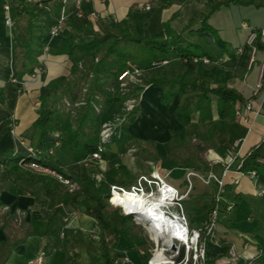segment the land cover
Listing matches in <instances>:
<instances>
[{"label": "crops", "instance_id": "0c3cea01", "mask_svg": "<svg viewBox=\"0 0 264 264\" xmlns=\"http://www.w3.org/2000/svg\"><path fill=\"white\" fill-rule=\"evenodd\" d=\"M59 1L47 0L51 11L45 19L42 42L49 43L51 48H60L68 40L71 44L90 41L94 37L93 34H85L76 27L70 26L68 22L58 33L50 34V27L62 13L67 16L66 20L76 15L74 0L62 3L63 8L58 11L55 6ZM6 3L10 6L9 12L4 9ZM206 3L207 0H84L81 10L92 22L95 35L99 38H103L111 26L132 19L140 36L152 37L160 31L168 39H174L182 33L189 41L203 43L212 60L211 63L197 62L196 70L202 76L204 84L226 82L242 92L247 99L246 102L248 100L255 102V108L249 113L248 121L239 119L240 124L235 125L227 118H220L217 100H212V121L218 119L225 121L227 127L223 129L228 131L233 139L224 153L213 151L211 155L214 157L213 162L216 163L213 168L220 173L222 166L219 160L227 158L232 152V145L237 138L244 136L239 147L238 160L246 157L254 146L264 141V68L261 71V66L264 64V41L262 47L255 51L254 59L249 60L246 70L242 72L232 59L231 53L221 46L216 38L219 36L232 52L239 56L250 32L259 31L264 27V0H228L223 3L208 19L209 24L215 28V34L210 30H198L201 22L190 25L184 30L188 22L205 7ZM14 5L15 0H0V64L6 66L5 69L0 68V74L10 75L8 79L0 77V85L4 86L3 100L0 104V152L12 149L16 153L24 154L28 151V147L37 148L43 141L64 164L66 170L79 173L89 169L87 161L83 159V142L74 148L59 140V135L66 124L74 120L70 114L71 110L69 111L71 107L68 105L69 101L62 103L59 112L62 119L61 126L47 131L41 126H34L40 105L41 87L62 76H71L73 62L77 61L79 66L83 67L88 60V54L85 50L79 49H76L73 55L48 52L41 74L26 75L23 81L12 80L11 75H16L13 47L18 37V30L15 24L6 25L5 18L9 13L14 21ZM93 12L94 16L91 15ZM127 45L128 49H141L133 42ZM203 55L208 56L204 53L201 56ZM149 56L151 63L160 57V53L153 50ZM132 61L139 63L135 57ZM146 64H142V67ZM259 80L261 85L255 93ZM162 93L163 90L158 86L148 85L144 89L139 96L141 113L136 121L123 131L125 139L136 137L144 142L156 143L160 147L166 146L168 149L167 129L172 126L177 133H183L184 127L176 119L179 96H176L171 105L166 107L160 101ZM119 105L114 103L104 106L103 116L108 118L114 114L118 111ZM122 106L120 105V108H123ZM241 109L243 110L244 107ZM12 114L16 117L14 126L8 124ZM192 120L198 123L200 113L194 112ZM97 139L98 137H88L87 141L95 142L98 141ZM216 159L219 160L215 161ZM97 164L104 169L106 161L102 160ZM151 168L153 169L152 165ZM225 179L227 196L233 199L235 207L233 211L222 216L219 222L216 235L220 243L207 245L209 260H214L215 264L251 260L260 251L258 237L264 238V173L258 172L253 178L240 174L235 161ZM196 186L191 195L209 194L213 191L211 185H204L207 189ZM179 188L182 186L180 185ZM43 196L42 183H37L33 193L29 195H15L7 190L0 192V209L6 214L0 225V264H30L33 258L44 251L46 238L31 225L33 220H40L43 216L39 207L35 206L36 199H45ZM206 214L196 216L191 222L192 226H199ZM66 216L67 221L64 220ZM58 224L60 229L54 236V246L50 251L45 252V264H105L97 244L99 226L93 216L85 212L78 213L68 207ZM232 246L235 248L236 256H232L230 251ZM125 253L136 264H143L137 249L132 248L131 243L123 235H119L111 251V257Z\"/></svg>", "mask_w": 264, "mask_h": 264}, {"label": "trees", "instance_id": "16d2710c", "mask_svg": "<svg viewBox=\"0 0 264 264\" xmlns=\"http://www.w3.org/2000/svg\"><path fill=\"white\" fill-rule=\"evenodd\" d=\"M227 1L207 0L205 7L188 22L184 30L190 25L201 22L198 30H210L215 34V28L209 24L208 19L215 10ZM62 3L60 0L56 4L55 7L58 11L63 7ZM14 6V24L18 30V37L13 52L16 61L17 80L23 81L26 75L33 73L35 68L40 65L38 59L43 53V29L46 26V16L51 8L47 0H15ZM66 22L85 34H93L94 37L90 41L80 44H71V41L68 40L60 48L50 47L49 52L73 55L76 49L85 50L88 54V60L83 67L79 66L77 61H74L71 76H62L41 87L40 105L34 126H41L44 131L61 126L62 119L59 112L62 103H66V101L76 102L80 99V94L83 93L78 112L70 113L75 122L66 124L59 135V140L74 148H77L83 142V159L94 163L105 160L107 167L102 173L110 177L113 184L127 188L138 180V174L123 163L117 150H110L105 147L101 152V159L92 158L93 152H96L100 143L102 119H106L103 116L104 106L114 103L122 106L126 100L133 99V107L123 112L117 124L120 130L128 129L129 124L134 122L140 114L139 96L148 85L158 86L163 90L160 101L166 107H169L174 98L179 96L176 119L186 131L196 126V122L192 120L194 112L200 113L198 123L203 121L213 122L211 107L213 99L217 100L220 118H227L235 125L240 124L236 110L244 107L247 100L242 92L226 82L206 85L202 76L196 70L197 62L192 59L194 56H201L204 53L209 58L211 57L203 43L189 41L182 33H179L174 39H168L160 31L152 37L140 36L132 19H126L111 26L103 38L95 35L93 24L86 16L74 15ZM259 36L260 34L256 36L257 38L253 44L248 42L244 44L239 56L232 52L227 43L219 36L216 39L221 46L231 53L232 59L239 70L243 72L247 68L253 47L257 51L263 45ZM132 42L140 47L147 46V48L158 51L160 57L155 61L168 60V63L153 64L155 62L153 61L142 67L141 63L133 62V57L124 49L127 44ZM129 62L142 67V80L141 82H132L127 90L122 91L118 77ZM0 68L5 69L6 66L0 64ZM9 76V73L0 74V77L5 79H8ZM3 88L4 86L0 85V104L3 100ZM100 106L102 110L98 114L96 110ZM9 123L10 121H8ZM213 129V134L210 135L207 141L201 135H198L200 137L199 142L192 145L175 146L169 158L177 164H189L207 172L216 165V163L207 161L205 157L207 148H213L222 154L225 150H228L233 141L231 134L222 127L213 126ZM243 130H240L241 133H244ZM88 137H98V141H87ZM41 142L39 147L36 148L39 152L31 153L27 151L24 154H19L12 149L0 152V192L7 190L15 195H29L33 193L37 183H42L45 199H36L35 206L39 207L43 216L40 220H33L31 225L46 238L44 252H48L53 248L54 236L60 229L58 224L60 218L66 213V209L70 207L78 213L85 212L97 220L99 226L97 244L105 264H111L112 262L111 251L115 247L119 235H123L128 239L132 248L137 249V251L139 248L144 249L143 253H138L141 262L146 263L150 255L148 249L151 244L147 232L137 228L131 215H124L109 208L108 197L99 191L92 170L84 169L79 173L66 170L64 164L55 157L52 149L48 148L45 142ZM132 144L131 140L126 141V145ZM153 157L154 159L159 158V152L156 149L153 151ZM261 157H264V141L254 146L249 154L242 159L240 169L247 173L250 170L264 173V162L259 159ZM21 158H25V162L28 163L36 162L51 169H56L57 172L68 178L69 182L75 184V187L62 182L51 173L38 171L30 165L20 163ZM96 167L98 168V166ZM145 171L149 173L150 166H146ZM214 202L213 191L209 194L191 195L185 199L184 205L190 222H193L196 216L208 213L214 206ZM4 215H6L5 212L0 209V225L4 220ZM258 238L261 252L259 251L252 258L251 264H264V238ZM244 262L245 260H240L238 264H244ZM208 264H215V262L210 259Z\"/></svg>", "mask_w": 264, "mask_h": 264}, {"label": "built area", "instance_id": "2783aa9c", "mask_svg": "<svg viewBox=\"0 0 264 264\" xmlns=\"http://www.w3.org/2000/svg\"><path fill=\"white\" fill-rule=\"evenodd\" d=\"M38 1V0H30ZM65 3L67 0H61ZM76 15L84 16L85 14L81 10L82 2L84 0H74ZM63 8V7H62ZM4 9L10 11V6L4 4ZM94 16V12L91 13ZM12 16L8 13L5 18V24L13 26L14 21ZM67 16L62 13L56 20V22L50 27V34L54 35L58 33L65 25ZM260 34V40L264 41V27L258 31L252 30L249 34L247 42L253 44L254 40ZM49 43H43V53L39 56L40 65H38L32 76L42 73V65L45 60L46 54L49 52ZM256 48L253 47L251 52L250 60L254 59ZM194 62L211 63L212 60L208 56H194ZM168 60L155 61L153 64H165ZM264 68V64L261 66V71ZM143 73L142 67L135 63L129 62L127 67L123 69L118 77V82L122 88L125 86L127 78L140 76ZM15 80V79H14ZM261 85V81L256 85L255 93ZM255 102L248 100L245 103L244 109H237L236 114L242 121H248L249 113L254 110ZM258 111V110H257ZM13 123V117L11 118ZM113 133V128L109 126L107 122L102 125L100 132V143L97 146L96 152L92 154V158L99 160L101 159V152L105 148V143L108 142L110 135ZM244 136L239 137L235 140L232 145V152L227 155V158L216 159L221 163L222 170L220 173L216 172L214 168L202 171L192 166H184L185 168V187L179 188L178 185L170 182L166 175H162L157 169L153 168L149 173H140L134 183L129 185L127 188L118 184H111L109 201L111 205L119 208L124 215H131L136 223L144 226L148 238L151 242L149 247V258L146 263L143 264H208V243L219 244L220 240L217 237V229L219 222L225 214L233 211L235 202L233 199L227 196L226 189V175L231 170L235 161H237V170L240 174L249 175L255 177L256 170H250L247 172L240 169L242 159L238 160L239 147L241 146ZM28 152L34 153L39 152L38 149L28 147ZM264 162V157L259 158ZM20 163L32 166L35 170L47 172L55 175L59 180L66 184H73L70 180L64 177L61 173L57 172L56 169H51L47 166L36 162H25V158L20 159ZM195 181H200L204 185H211L213 188V196L215 202L212 209L206 214L199 226H192L188 219L184 200L192 194L195 189ZM238 182V179H236ZM130 190L136 194L143 196V207L142 214H138L131 207H126L116 201L114 198L118 192L123 190ZM65 221L68 220L66 216ZM64 231H62V234ZM98 237V236H97ZM232 256H236L235 248L231 247ZM138 252L143 253L144 249L139 248ZM261 252V250H260ZM45 252L41 251L35 258H33L30 264H45ZM237 257H234V259ZM251 260H247L244 264H251ZM239 260L228 262L226 264H238ZM111 264H136L130 256L125 253L119 256H115L112 259Z\"/></svg>", "mask_w": 264, "mask_h": 264}, {"label": "rangeland", "instance_id": "374dc122", "mask_svg": "<svg viewBox=\"0 0 264 264\" xmlns=\"http://www.w3.org/2000/svg\"><path fill=\"white\" fill-rule=\"evenodd\" d=\"M128 48H129L128 45L124 47V49L129 53V55H132L133 57H135L139 63H142V64L150 63L149 62L150 61L149 55L151 52H153L152 49L147 48V46L146 47L145 46L140 47L141 49H138V48L128 49ZM146 49H147V51H146ZM144 51L147 54L148 53L149 54L148 55L146 53L142 54V52H144ZM154 51H156V50H154ZM43 65H44V62H43ZM11 79L17 80V75H11ZM141 80H142L141 75L131 77V78L129 77L125 81L124 88L121 87V90L125 91L128 89V87L130 86V84L132 82H141ZM84 90H85V88L83 89V91ZM82 97L83 96H81L80 99L76 100V102L75 101H69L68 105L71 106L69 108V111L71 110L70 111L71 113L72 112H78V110L80 108V102L83 99ZM139 103H140V98H139ZM133 104H134L133 99L126 100V102L123 104V108L119 107L118 111H115L114 114H111V116H109L106 119H102L101 124L102 123L104 124L105 122H107L109 124V126L113 128V133L110 135L109 141L105 143V145H106L105 147L110 149V150H113V149L117 150L122 157L123 163H125L134 173L139 175L140 173L146 172L145 171L146 166H150V169H152L151 168V165H152L153 168L157 169L162 175H166V178L170 182H172L176 185H179V186L181 185L182 187H185V180H184L185 168H184V166H180V165H185V164H177L176 162H173L169 158V155L171 154L172 149L175 146H182L185 144H191L192 145L195 142H199L200 137L198 135H201L203 137V139L205 141H207L210 138V135L213 134V130H214L213 126H219V127L224 128L225 126L227 127V124L225 123V121H223L221 119H218V120L213 121V122L203 121L202 123H196V126H193L192 128L187 129V131L185 129L183 131V133H181V132L177 133L175 131V128L174 127L172 128V126H171L167 129L169 135L166 136L168 138L167 139L168 149H166V146L160 147L156 143L153 144L149 141L144 142V141H142L136 137H131L129 139H127V138L125 139L123 137L124 136V132H123L124 130H120L119 125H117L118 122L120 121V117L118 115H120V114L123 115V112L131 109L133 107ZM101 110H102V107L100 106L96 111L98 114H100ZM139 111L141 113V107H140ZM12 117L14 120L13 123L11 122ZM8 121H10V123H9L10 125H12V126L15 125L16 117L14 116V114L10 115ZM134 121H136V120H134ZM73 122H75V121H73ZM131 124H129V126ZM130 140L133 142V144L129 145V146L126 145L125 141H130ZM155 149L157 152H159V158L158 159H154V157H153V151ZM213 151H216V150L213 148H207V151L205 152V157H206L207 161H209L210 163H214L213 162L214 157L211 156L213 154ZM98 162H102V160H100ZM87 163H88L87 168L92 170L94 180L98 186L99 191L104 193V195H106L108 197L109 208H112V209L118 211L119 213H122L119 208H117L114 205H111V203L109 201L110 189H111V184H113V181H112V179H110V177L105 176L102 173L105 170V168L107 167V164L103 167L104 169H102L99 167V165L97 163H94L93 161H87ZM96 166H98V168ZM98 169H100V170L98 171ZM195 183L197 185L196 188L207 189V187L204 186V184L202 185V183L200 181H195ZM73 187H75V184H73ZM134 223L137 225L138 229L145 230L143 225L136 223L135 221H134ZM196 225H198V223ZM150 245H149V247H150Z\"/></svg>", "mask_w": 264, "mask_h": 264}, {"label": "bare ground", "instance_id": "6f19581e", "mask_svg": "<svg viewBox=\"0 0 264 264\" xmlns=\"http://www.w3.org/2000/svg\"><path fill=\"white\" fill-rule=\"evenodd\" d=\"M114 201L124 205L126 209H128V207H131L139 215L142 214L144 210L143 196H141L140 194L131 192L130 190H127V189L121 192H118L114 198Z\"/></svg>", "mask_w": 264, "mask_h": 264}]
</instances>
